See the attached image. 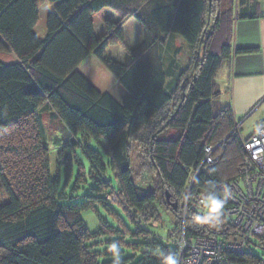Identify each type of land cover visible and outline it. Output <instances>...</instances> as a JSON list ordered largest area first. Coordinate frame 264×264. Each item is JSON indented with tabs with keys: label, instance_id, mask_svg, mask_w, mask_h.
I'll return each instance as SVG.
<instances>
[{
	"label": "trees",
	"instance_id": "16d2710c",
	"mask_svg": "<svg viewBox=\"0 0 264 264\" xmlns=\"http://www.w3.org/2000/svg\"><path fill=\"white\" fill-rule=\"evenodd\" d=\"M41 1L0 0V52L13 56L0 58V264H114V241L120 264H162L159 253L177 256V248L150 241L146 226L158 217L156 204L171 211L170 234L177 240L180 205L204 145L217 146L218 158L194 179L191 193L212 191V182L222 195L221 184L234 177L245 155L232 131V109L219 100L215 76L232 54L253 50H232L234 15L231 4L222 7L226 0H48L54 8L46 18L44 39L34 32ZM104 8L114 10L118 20H106L96 36L92 15ZM129 19L140 24L143 38L132 48L124 46V59L118 62L106 49L124 45L122 26ZM168 34L180 36L192 53L169 92L161 58ZM89 55L127 91L123 101L100 92L78 71ZM43 112L84 140L71 149L86 163L78 155L59 159L58 174L52 175ZM136 151L154 172L151 190L138 187L134 178ZM86 184L83 201L74 202ZM167 193L177 202L176 210L165 203ZM84 211L97 217V231L87 229ZM193 215L188 212L185 221L187 238L230 233L223 217L218 224L200 225Z\"/></svg>",
	"mask_w": 264,
	"mask_h": 264
},
{
	"label": "crops",
	"instance_id": "0c3cea01",
	"mask_svg": "<svg viewBox=\"0 0 264 264\" xmlns=\"http://www.w3.org/2000/svg\"><path fill=\"white\" fill-rule=\"evenodd\" d=\"M233 1H235V4ZM230 2L234 15L232 50H253L251 53L246 54H232L229 59L222 61L220 69L215 76L216 84L221 91L219 100L222 104L230 105L236 126V122L239 119L242 120L251 116L256 109L264 106V0H230ZM53 8L54 4L48 0H43L38 5V22L34 32L40 39H44L46 35V18ZM92 19L94 32L96 36H100L104 31L105 21H116L118 20V15L114 10L104 8L92 15ZM138 24L136 20L129 19L122 26L124 34L123 47L132 48L142 41L143 30L140 24V28H138ZM39 26L40 30H38ZM183 44L185 42L180 36L168 34L161 45V58L166 70L165 90L168 92L171 83L176 80L180 49ZM110 47H107L106 55L115 61L122 62L125 48L122 52L115 50L117 57H114L107 53ZM0 58L9 61L13 59V56L11 53L3 51L0 52ZM87 61L88 63H86ZM98 65H100L98 59L93 55H89L77 69L100 92L109 93L119 102L123 101L128 95L123 87L121 89L118 88V90L120 89V96L116 97L111 91L100 89L88 75V66H94V68L101 70V66L98 68ZM114 79L118 83L115 77ZM263 122L264 120H259L258 125ZM238 135L241 140H245L250 136L243 138L239 133ZM171 136L172 132L170 131L168 137Z\"/></svg>",
	"mask_w": 264,
	"mask_h": 264
},
{
	"label": "built area",
	"instance_id": "2783aa9c",
	"mask_svg": "<svg viewBox=\"0 0 264 264\" xmlns=\"http://www.w3.org/2000/svg\"><path fill=\"white\" fill-rule=\"evenodd\" d=\"M236 125L233 132H238ZM245 152L234 177L221 184L224 192H231L223 218L230 233L226 237L185 236V221L188 212L195 213L201 206L204 193H191L194 179L205 173L218 158L217 146L206 144L203 158L192 171L190 183L180 205L181 229L175 246L179 264H264V257L255 255L247 244L253 237H264V122L242 140ZM248 254V255H247ZM246 255L251 261L241 262L236 258Z\"/></svg>",
	"mask_w": 264,
	"mask_h": 264
},
{
	"label": "rangeland",
	"instance_id": "374dc122",
	"mask_svg": "<svg viewBox=\"0 0 264 264\" xmlns=\"http://www.w3.org/2000/svg\"><path fill=\"white\" fill-rule=\"evenodd\" d=\"M225 1V0H224ZM231 4L230 0H226V3H222V7L224 6L225 9ZM236 7V5H235ZM235 9V8H234ZM138 28L139 24L137 25ZM40 26L38 27V30ZM115 50H120L122 52L124 50L123 45H112L110 49L108 50V54L117 57ZM115 52V54H114ZM191 48L185 43L182 45V48L180 49V55H179V65L178 70H183L187 63L190 60L191 57ZM99 62V61H98ZM88 63V61L86 62ZM85 64V63H84ZM100 65H98V68L100 67L101 70L94 68V66H88V75L92 78L94 83L100 88L107 91H111L116 97L120 96L119 90L122 88L118 83H116L114 77L103 67V65L99 62ZM87 68V66H86ZM105 75V76H104ZM118 88H120L118 90ZM118 90V92H116ZM264 120V106L256 109L251 116L239 119L236 124L239 126L238 133L244 138L248 135H250L258 126V121ZM42 121L44 126V141L47 145V147L50 149V161H51V172L52 175L58 174V168H57V161L60 159L61 161H64L67 159V157H71V159L76 160L75 156L78 155L79 160L81 159L84 161L79 154H75L74 150L71 148H75L79 145V143H84V140L82 138L75 139V137H72L61 125L59 120L54 117L50 112H43L42 114ZM56 140L61 141L60 146L56 145ZM63 146L62 150L61 147ZM135 158L133 160L134 162V178L138 182L137 185L140 188H144L146 190H151L153 187V178L154 172L149 167H147L146 163H143V160H146L145 157H143V154H137L134 155ZM141 159V160H140ZM85 162V161H84ZM86 163V162H85ZM77 170V169H76ZM149 172H148V171ZM107 177L111 178L112 175L108 171ZM112 180L113 188H116V182L114 179ZM62 186H64V174L62 175ZM88 185H83L82 188L78 191L77 194L74 195V202H81L83 201V195L88 192ZM95 185V184H94ZM73 187V182L69 186V192ZM70 194V193H69ZM158 217L153 219L151 223H149L146 227L147 230L151 233L150 241L158 240L165 244L170 250L173 249L175 244V238L173 234H170L173 231V215L171 211H169L164 205L156 204ZM169 207V206H168ZM118 214L120 215L121 219L125 223V225L129 229H133V226L129 222L128 218L121 212L119 209L116 210ZM101 216L104 217L111 225L117 226L116 222H114L112 219L107 217V215L103 211H99ZM82 218L85 222V225L87 229L90 232H95L100 227V222L98 221L97 217L92 211H84L82 213ZM144 224V223H143ZM173 235V236H172ZM251 242L247 244V248L251 250L255 255L264 257V237H253Z\"/></svg>",
	"mask_w": 264,
	"mask_h": 264
},
{
	"label": "clouds",
	"instance_id": "9594fccd",
	"mask_svg": "<svg viewBox=\"0 0 264 264\" xmlns=\"http://www.w3.org/2000/svg\"><path fill=\"white\" fill-rule=\"evenodd\" d=\"M212 191H206L201 200V206L196 209L193 220L200 225H215L221 222L222 217L225 214V206L228 199L231 197V192L227 188L224 189L223 194H217V186L208 182ZM110 251L114 255V264H120V248L117 242H113L110 245ZM159 257L162 264H179V259L175 253L172 252H160Z\"/></svg>",
	"mask_w": 264,
	"mask_h": 264
},
{
	"label": "water",
	"instance_id": "95a60500",
	"mask_svg": "<svg viewBox=\"0 0 264 264\" xmlns=\"http://www.w3.org/2000/svg\"><path fill=\"white\" fill-rule=\"evenodd\" d=\"M165 203L172 209V210H176L177 209V202H172L170 200V195L167 193L166 197H165Z\"/></svg>",
	"mask_w": 264,
	"mask_h": 264
}]
</instances>
